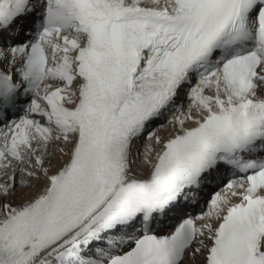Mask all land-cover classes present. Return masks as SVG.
<instances>
[{
	"label": "snow or ice",
	"instance_id": "1",
	"mask_svg": "<svg viewBox=\"0 0 264 264\" xmlns=\"http://www.w3.org/2000/svg\"><path fill=\"white\" fill-rule=\"evenodd\" d=\"M0 123V264H264V0H0Z\"/></svg>",
	"mask_w": 264,
	"mask_h": 264
},
{
	"label": "bare ground",
	"instance_id": "2",
	"mask_svg": "<svg viewBox=\"0 0 264 264\" xmlns=\"http://www.w3.org/2000/svg\"><path fill=\"white\" fill-rule=\"evenodd\" d=\"M184 107L186 108L187 107V101L186 100H184ZM169 131H171V128H170V126H165V128L164 129H162L161 130V132H160V135L161 136H164V137H167V135L169 134ZM143 152H144V144L139 148V153H140V157H139V163H140V165H141V167L143 166V159H144V157H143ZM219 191V190H218ZM14 202H18V201H14ZM206 210V209H205ZM171 230H174V228L173 229H171ZM171 230H165V232H170ZM189 264H203V259H202V257H200L199 255H197L195 258H194V260L190 257L189 258Z\"/></svg>",
	"mask_w": 264,
	"mask_h": 264
},
{
	"label": "rangeland",
	"instance_id": "3",
	"mask_svg": "<svg viewBox=\"0 0 264 264\" xmlns=\"http://www.w3.org/2000/svg\"><path fill=\"white\" fill-rule=\"evenodd\" d=\"M141 145H143V143H142ZM141 145H140V146H141ZM140 146H139V147H140Z\"/></svg>",
	"mask_w": 264,
	"mask_h": 264
}]
</instances>
